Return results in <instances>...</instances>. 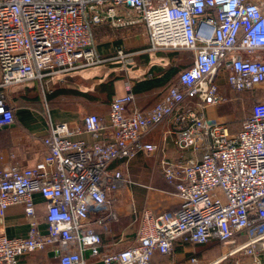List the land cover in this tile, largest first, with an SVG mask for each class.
Here are the masks:
<instances>
[{"label": "built area", "instance_id": "obj_1", "mask_svg": "<svg viewBox=\"0 0 264 264\" xmlns=\"http://www.w3.org/2000/svg\"><path fill=\"white\" fill-rule=\"evenodd\" d=\"M106 21L114 27L143 23L152 49L190 50L193 64L152 107L129 110L134 94L117 95L105 119L90 112L81 121L51 122L43 137L48 151L35 164L0 169V218L10 206L22 205L31 224L25 236L0 235V264H19L23 254L52 246L55 264H156L157 254L174 256L179 246L177 263L197 264L198 245L226 247L209 264L230 258L233 264H260L264 0H0V128L14 123L15 84L49 85L107 61L94 38L96 26ZM128 57L118 46L116 58L126 65ZM222 80L232 91L253 94L251 111L235 132L206 113L228 100ZM168 120L178 156L165 164L163 175L179 207L157 212L146 206L134 241L103 250L98 226L110 230L119 219L117 192L137 184L129 162L140 153H158L160 146L147 138ZM36 192L47 200L45 231Z\"/></svg>", "mask_w": 264, "mask_h": 264}, {"label": "crops", "instance_id": "obj_2", "mask_svg": "<svg viewBox=\"0 0 264 264\" xmlns=\"http://www.w3.org/2000/svg\"><path fill=\"white\" fill-rule=\"evenodd\" d=\"M94 38L96 51L99 55L105 57L107 61L99 66L75 71L67 75L65 81H54L53 84L71 83L72 79H69L70 77L81 76L84 83L91 85L90 89L81 91L88 92L97 98L88 99L83 97L84 100H82L80 108L75 104H71L64 111L53 108L49 114L17 107L14 123L0 128V154L3 156L0 160V169H7L13 165L30 166L41 159L48 151L43 142V137L46 135L51 122L81 121L84 114L88 112H95L102 118H107L112 98L107 101L101 98L99 90L103 83L113 81L116 95H122L126 92L134 94V100L128 105L129 110L134 107L148 109L166 93L167 88L177 79L182 70L178 71L174 77L163 85L148 90L134 91V87L139 81L163 75V73L154 69L155 67L167 69L177 65L176 52L164 48L152 49L147 35V28L143 23L114 27L109 21H106L96 26ZM118 46H123L129 54L126 65H123L116 58ZM221 84L224 87L226 86L223 80ZM59 96H55L53 101ZM224 109L222 104L209 106L206 113L208 116H217L226 121L227 117ZM232 120H227V123L231 131L235 132L240 128L241 123L237 125L232 123ZM173 124V121L168 120L157 126L148 136V141L157 143L160 146L156 155L140 153L129 162L128 173L137 184H131L117 192L114 208L118 212L119 219L110 223V230L104 231L102 226L96 225L98 229L102 230L103 250L122 249L120 246L127 239L125 236L137 230L142 211L146 206L152 207L157 212L175 210L179 207L175 189L165 180L163 175L165 164L178 156ZM81 136L86 139L91 138L89 134L85 133ZM34 199L37 214L40 218L39 228L45 231L46 224L43 217L47 210V200L39 192L34 193ZM133 223L136 226L135 230L131 228ZM30 226L24 207L22 205H12L0 218V235L4 234L9 237L25 236L29 232ZM212 246L210 245L209 251L210 262L224 251L221 249L218 253H215ZM188 247L191 248V245H188ZM196 247L193 248L196 249ZM53 248L54 246L25 253L20 257L19 264H55L58 262V258ZM181 248L179 246L173 256L174 263L167 255L161 254L156 255L155 263L178 264L177 260L183 256ZM204 249L201 251H204ZM260 264H264V253L260 254Z\"/></svg>", "mask_w": 264, "mask_h": 264}, {"label": "rangeland", "instance_id": "obj_3", "mask_svg": "<svg viewBox=\"0 0 264 264\" xmlns=\"http://www.w3.org/2000/svg\"><path fill=\"white\" fill-rule=\"evenodd\" d=\"M176 59H177L176 64L185 65L187 62V57L180 55L179 52L176 55ZM69 79H72L71 83L62 82L56 85L53 83H50L49 85H45V84L42 85V83L38 80H32V81L15 84L10 90V97L13 105L15 106V111L17 107H20V108H28L31 109L32 111H40L49 114V112H51L53 108H57L60 109V111L61 110L64 111L67 108H69L68 106H71V104H75V106L77 105L80 108L82 106L81 105L83 102L82 100H84L82 96L75 94H62L58 98L54 99V101L53 99H50L48 97L49 94L53 92V90L60 89L63 87H65L63 89H71V90L73 89L83 90V89L91 88L90 87L91 85L84 83L83 78L81 76H75L74 78L72 76ZM60 85H67V86H60ZM95 90L97 91V89ZM222 93L225 95L226 98H228L227 102L222 104L225 108L224 110L226 112L227 120L233 119L232 123H236L237 125L240 124L243 118L247 116L251 111V106L254 102L252 99L253 94L247 91L244 92L232 91L227 85L225 87L222 85ZM103 96L104 98H106L105 94H103ZM115 96H117L116 93L114 94L112 99ZM105 101L107 100L105 99ZM227 120L225 122H227ZM135 227L136 226L133 223L131 228L135 230ZM135 236H136V231L130 233L129 235H126L125 237L127 239H125L122 242L123 244L120 247L123 249V247L127 246L129 243L131 244L134 241ZM205 247L206 246L203 245H198V247H196L197 251H200V255H201L200 261L197 264L210 263V252H209L210 247H206V249H204ZM202 249H204V251H201ZM221 249L224 250L226 249V247L223 248L216 245V247L214 246L213 251L215 253H218ZM188 256H190V253L188 254ZM168 258L174 263L173 256H168ZM233 261L234 258H230L219 264H233ZM156 264H160V263L157 262Z\"/></svg>", "mask_w": 264, "mask_h": 264}, {"label": "trees", "instance_id": "obj_4", "mask_svg": "<svg viewBox=\"0 0 264 264\" xmlns=\"http://www.w3.org/2000/svg\"><path fill=\"white\" fill-rule=\"evenodd\" d=\"M175 52H179L180 55L186 56L187 57V62L186 64H177V65H173L170 68L164 69L161 67H155L154 69H156L157 71H160L161 73H163V75L161 77H150L147 78L145 80H141L139 81L136 86L134 87V91H143V90H148L160 85H163L164 83H166L168 80H170L172 77H174L178 71H180L181 69L183 70L186 67H189L193 64V53L190 50L187 49H176L174 50ZM176 54V55H177ZM100 96L103 100H108L111 99L114 94H115V87H114V83L113 81H109L107 83H103L100 86ZM61 94H75V95H79L88 99H94L97 98L96 96H93L92 94L88 93V92H84L78 89H56L54 92L49 94V98L53 99L55 98V96L57 95H61ZM103 94L106 95V98H104Z\"/></svg>", "mask_w": 264, "mask_h": 264}]
</instances>
